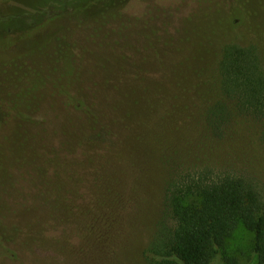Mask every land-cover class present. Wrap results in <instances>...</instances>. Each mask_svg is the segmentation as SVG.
<instances>
[{
    "label": "trees",
    "instance_id": "1",
    "mask_svg": "<svg viewBox=\"0 0 264 264\" xmlns=\"http://www.w3.org/2000/svg\"><path fill=\"white\" fill-rule=\"evenodd\" d=\"M5 19L19 35L11 48L0 47V55L25 46L21 57L0 62L14 88L0 133L17 124L0 147L37 139L25 116L51 88L81 110L84 103L72 95L78 86L89 88L103 109L110 102L102 91L117 99L118 92L122 105L152 108L147 74L166 68L172 53L183 59L184 70L185 64L214 58L209 65L216 67L219 99L207 113L214 135L225 138L233 119L246 117L263 125L264 145V0H0V21ZM22 75L33 76L35 86L17 87L14 79ZM153 78L154 93L172 85L168 74ZM38 154L10 151L0 158V200L9 197L15 212L19 198L28 203ZM166 213L144 253L147 264H242L224 253L241 226L254 235L248 264H264L263 186L238 176L184 175L168 188ZM1 225L0 259L9 252L11 235L5 231L13 234L18 227L14 221Z\"/></svg>",
    "mask_w": 264,
    "mask_h": 264
},
{
    "label": "rangeland",
    "instance_id": "2",
    "mask_svg": "<svg viewBox=\"0 0 264 264\" xmlns=\"http://www.w3.org/2000/svg\"><path fill=\"white\" fill-rule=\"evenodd\" d=\"M18 35L8 20L0 21V47L11 48ZM24 46L0 55V62L21 57ZM181 60L172 53L166 68L147 74L152 108L122 105L118 92L117 99L100 90L110 102V108L103 109L89 88L78 86L72 95L84 103L81 110L67 105L64 93L46 91L41 106L25 116L37 139L24 140L23 145L13 140L11 147H0V158L10 151L40 154L34 158L28 203L19 198L15 212L9 197L0 200L1 226L18 224L13 234L5 231L11 235L9 252L0 264H147L144 253L167 216L168 188L179 177L209 172L243 177L264 187L263 125L235 117L225 138L214 135L207 120L219 99L216 67L209 65L214 58L185 64L186 70L179 66ZM162 74L169 75L172 85L154 93L153 77ZM32 78L17 76L14 84L35 86ZM8 79L0 71L2 119L14 89ZM97 100L101 102L102 95ZM13 125L17 124L5 127L0 140ZM253 244L254 235L241 226L228 239L224 253L248 264Z\"/></svg>",
    "mask_w": 264,
    "mask_h": 264
}]
</instances>
